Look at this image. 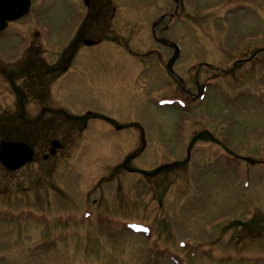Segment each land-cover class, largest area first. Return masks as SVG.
Returning <instances> with one entry per match:
<instances>
[{"label":"rangeland","instance_id":"1","mask_svg":"<svg viewBox=\"0 0 264 264\" xmlns=\"http://www.w3.org/2000/svg\"><path fill=\"white\" fill-rule=\"evenodd\" d=\"M240 1L244 8L234 9ZM42 2L34 0L27 16L0 33V50L19 55L20 37L31 38L39 48L43 39L42 45L51 51L45 55L61 51L77 25V5L74 0ZM181 2L174 18L158 24L160 36L181 45L176 62L180 81L160 66L159 58L145 53L154 46L158 49L150 36V21L171 12L174 1L120 0L115 5L120 14L110 20L113 36L81 45L54 82L60 106L97 116L90 117L77 136L75 130L70 133L74 146L70 151L71 144L63 146L52 159L57 168L70 152L46 187L45 176L40 175L47 164L43 169L41 161L31 164L36 184L25 187L26 168L7 174L0 169V189L18 187L11 202L9 192L0 195V264H255L244 263L251 257L264 264V164L251 162L264 158V64L257 65L264 63V54L251 61L254 76H244L250 63L238 68L237 76H214L216 82L206 84V95L195 101L189 94L197 93V80L212 78L208 74L214 71L200 70V76L187 71L203 56L224 66L264 45V0ZM35 21L39 24L26 38ZM140 27L141 40L136 42ZM14 33L19 36L14 38ZM161 50L166 58L169 49ZM56 59L50 57L49 62ZM165 97L171 102L160 104ZM34 103L31 99L26 106L31 114L38 112ZM13 105V93L0 78V116L9 115ZM50 105L59 107L54 99ZM206 115L207 121L202 119ZM219 117L225 122L215 123ZM36 128L40 134L31 139L39 152L45 151L49 132ZM203 128L222 138L228 148L213 141L209 147L200 139L189 162L178 170L163 169L155 177L128 170L150 172L184 159L192 135ZM229 151L233 153L226 154ZM132 152L136 156L118 177L115 165ZM108 175L113 178L97 184ZM148 183L157 195L170 185L163 207L154 202L155 193L148 204ZM253 212L255 216L247 218ZM252 217L250 228L224 230L231 219Z\"/></svg>","mask_w":264,"mask_h":264},{"label":"snow or ice","instance_id":"2","mask_svg":"<svg viewBox=\"0 0 264 264\" xmlns=\"http://www.w3.org/2000/svg\"><path fill=\"white\" fill-rule=\"evenodd\" d=\"M145 231H146V229H145Z\"/></svg>","mask_w":264,"mask_h":264}]
</instances>
